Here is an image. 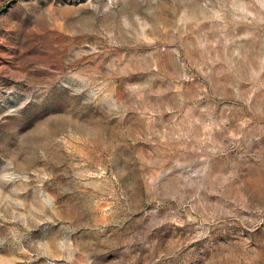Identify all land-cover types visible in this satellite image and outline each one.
I'll use <instances>...</instances> for the list:
<instances>
[{
    "label": "rangeland",
    "instance_id": "rangeland-1",
    "mask_svg": "<svg viewBox=\"0 0 264 264\" xmlns=\"http://www.w3.org/2000/svg\"><path fill=\"white\" fill-rule=\"evenodd\" d=\"M0 264H264V0H0Z\"/></svg>",
    "mask_w": 264,
    "mask_h": 264
}]
</instances>
